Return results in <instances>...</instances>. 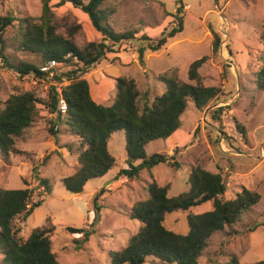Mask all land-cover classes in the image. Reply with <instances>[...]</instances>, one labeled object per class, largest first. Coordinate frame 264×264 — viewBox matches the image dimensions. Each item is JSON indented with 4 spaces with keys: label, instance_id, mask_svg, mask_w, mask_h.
Instances as JSON below:
<instances>
[{
    "label": "rangeland",
    "instance_id": "1",
    "mask_svg": "<svg viewBox=\"0 0 264 264\" xmlns=\"http://www.w3.org/2000/svg\"><path fill=\"white\" fill-rule=\"evenodd\" d=\"M181 1L182 31L169 38L163 48L145 50L144 64L139 65L136 49L139 44H146L140 38L143 35L157 38L163 29L173 25V17L167 12H174L177 0H105L103 7L113 10L108 18L113 29L117 32L131 30L135 37L115 45L117 52L108 54L84 74L93 98L101 96V104L105 105L115 97V77L133 78L140 91L138 104L141 108L163 92L164 84L157 78L158 74L176 68L179 79L194 83L187 78L189 64L203 55L209 56L199 68L202 82L205 85L223 83V94L202 111L188 101L181 115V126L173 136L151 141L144 148L146 154L168 155L177 149L175 160L181 163L179 168L159 163L152 167V177L146 169L134 179L116 176L119 169L126 167L124 134L117 131L108 141V149L116 162L105 176H110L107 182L111 185L105 187L100 178L90 179L81 194H71L60 181L76 168V154H69L63 147L71 139L58 133L55 138L51 136L48 131L51 122L57 128L60 125L56 114L49 113L41 105L40 115L33 125L16 138V148L22 153H10L7 158L0 154V189L25 187L24 179L33 190V199L37 200L39 190L33 168L36 167L38 175L49 180L50 193L21 224V235L27 237L34 227L50 216L55 225L52 248L61 264H109L108 252L124 247L140 226V222L127 213L136 200L147 196L145 186L154 179L159 185L169 186L168 196L186 191L190 168L197 164L211 171L219 170L225 177L227 189L223 199L233 198L242 186L255 190L260 196L258 203L244 212L238 222L231 227L225 225L224 231L212 234L198 264H226L230 254L237 256L239 264H264V91L256 89L253 74L260 64L259 56L263 50L260 35L264 33V0ZM51 4L60 24L59 33L66 35L65 25L79 24L81 27L74 35L77 44L100 39L88 16L79 8L69 2L57 4V0H52ZM7 12L16 17H37L41 13V1L0 0V15ZM209 28L221 37L216 54L210 52L212 36ZM4 39L7 52H12V45L19 39L18 26L8 28ZM16 54L21 56L18 52ZM223 69L225 76L222 78ZM94 79L98 80L94 83ZM49 85L50 82L43 79L19 76L3 68L0 60V104L18 91H31L45 99ZM224 105H229V109H224L219 119H215L213 111ZM234 117L245 128L246 140L235 129ZM101 189L97 200L101 209L94 232L87 241L78 242L76 239L81 234L69 233L65 227L89 230L93 197ZM211 208L208 201L189 210L171 212L166 215L164 225L175 232L185 233L189 212L201 213ZM228 230L236 233L229 235ZM143 264L161 263L156 258L147 257Z\"/></svg>",
    "mask_w": 264,
    "mask_h": 264
},
{
    "label": "trees",
    "instance_id": "2",
    "mask_svg": "<svg viewBox=\"0 0 264 264\" xmlns=\"http://www.w3.org/2000/svg\"><path fill=\"white\" fill-rule=\"evenodd\" d=\"M40 1L41 13L37 17H16L10 12L0 15L2 67L19 76L31 75L37 80L50 82L45 99L31 91H18L0 104L2 157L7 158L10 153H22L16 148V138L39 117V105L49 113H57L56 93L51 83L61 82L65 78L66 84H63L61 92L66 102V113L61 117L58 112L55 116L60 128L54 130L51 122L48 131L54 138L57 133L69 137L71 140L65 142L63 147L69 154H76L75 170L60 179L67 192L82 193L88 180L104 176L116 164L115 157L108 149V141L117 131L124 134L126 167L119 169L116 176L134 179L141 170L146 169L152 177L151 169L159 163L179 168L181 163L175 160L177 149L168 155L146 154L144 148L151 141L166 140L174 134L181 126V115L188 101L202 111L223 94V83L205 85L202 82L199 68L209 56L203 55L189 64L187 78L194 83L179 79L176 68L158 74L157 78L164 84V90L150 104H144L141 108L136 82L133 78L123 76L114 78L115 97L112 102L107 105L97 103L91 96L84 74L101 59H106L108 54L117 52L115 45L134 39V32H117L113 29L108 22L113 10L103 7L105 0H57V4L69 2L79 8L88 16L92 28L100 34L98 41H87L79 45L74 35L81 26L68 24L64 26L66 35L59 33L57 28L60 24L52 10V0ZM160 4L164 6L161 1ZM182 13V1L177 0L174 12H167L173 17V25L163 29L157 38L146 35L140 38L146 44H139L136 49L139 65L144 64L145 50L157 51L163 48L169 38L182 31ZM16 25L19 28V39L12 45V52H7L4 33ZM209 29L212 36L210 52L216 54L221 37L212 28ZM260 40L263 50L259 56L260 64L253 74L256 89L264 91V33H261ZM49 59L56 61L55 72L51 77L39 70ZM221 76H225V69ZM224 109H229V105L217 107L212 116L219 119ZM233 123L246 140L245 128L235 117ZM33 169L39 199H33V190L24 179L22 183L25 187L0 189V264H61L52 248L51 236L55 225L50 216L45 217L40 226L34 227L27 237L21 235V224L42 204L44 196L51 190L49 180L38 175L36 167ZM187 184L186 191L174 196H168V185H159L154 179L145 186L147 196L136 200L127 213L130 218L138 220L140 226L130 235L124 247L108 252L109 264H143L147 257L156 258L161 264H198L212 234L224 231L225 225L231 227L238 222L242 214L256 205L260 198L255 190L242 186L233 198L223 199L227 189L225 177L219 170L211 171L199 164L190 168ZM101 193L102 189L93 197V217L89 230L65 227L69 233L81 234L76 239L78 242L87 241L94 232L93 227L101 209L97 202ZM208 201L211 202V209L187 214L188 228L185 233L175 232L164 225L167 214L189 210ZM235 233L227 231L229 235ZM226 264H239V259L235 254H230Z\"/></svg>",
    "mask_w": 264,
    "mask_h": 264
},
{
    "label": "built area",
    "instance_id": "3",
    "mask_svg": "<svg viewBox=\"0 0 264 264\" xmlns=\"http://www.w3.org/2000/svg\"><path fill=\"white\" fill-rule=\"evenodd\" d=\"M55 66H56V61L54 59H49L39 67V70L41 72L48 73L49 77H51L55 72L54 71ZM63 84H66L65 78H62L61 82L58 81L52 82V85L54 86V90L56 93V109L61 117H63L66 113V102L61 92Z\"/></svg>",
    "mask_w": 264,
    "mask_h": 264
},
{
    "label": "crops",
    "instance_id": "4",
    "mask_svg": "<svg viewBox=\"0 0 264 264\" xmlns=\"http://www.w3.org/2000/svg\"><path fill=\"white\" fill-rule=\"evenodd\" d=\"M92 79H93V78H92ZM96 80H98V79H96ZM96 80L94 79L93 82L95 83ZM87 81H88V80H87ZM88 83H89V82H88ZM89 87H90V84H89ZM90 93H91V92H90ZM91 96H92V95H91ZM92 98H93V96H92ZM93 99H94L97 103H102V102H101V101H102L101 96H98V97L93 98ZM172 136H173V135H172ZM170 137H171V136H170ZM170 137H169V138H170ZM167 139H168V138H167ZM107 173H108V172H107ZM107 173H106V174H107ZM106 174H105L104 176L100 177V179L103 180V182L105 183V184H104L105 187L111 185V183H108V182H107V180H109L110 176L105 178ZM84 186H85V185H84ZM104 186H103V187H104ZM79 194H81V193H79ZM34 211H35V210H34ZM34 211H33V212H34ZM92 213H93V212H92ZM32 214H33V213H32ZM92 215H93V214H92ZM30 216H31V215H30ZM30 216H29V217H30ZM29 217H28V218H29Z\"/></svg>",
    "mask_w": 264,
    "mask_h": 264
},
{
    "label": "bare ground",
    "instance_id": "5",
    "mask_svg": "<svg viewBox=\"0 0 264 264\" xmlns=\"http://www.w3.org/2000/svg\"><path fill=\"white\" fill-rule=\"evenodd\" d=\"M56 110H57V109H56ZM56 115H58V111H57ZM54 128L56 129V128H57V125H56V126H54Z\"/></svg>",
    "mask_w": 264,
    "mask_h": 264
}]
</instances>
